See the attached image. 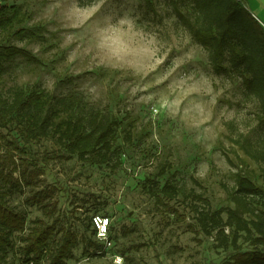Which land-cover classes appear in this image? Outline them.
<instances>
[{"label":"rangeland","instance_id":"1","mask_svg":"<svg viewBox=\"0 0 264 264\" xmlns=\"http://www.w3.org/2000/svg\"><path fill=\"white\" fill-rule=\"evenodd\" d=\"M243 1L264 22L258 9L264 0ZM154 2L156 11L142 0H0V6H21L28 19L20 28L38 36L18 41L0 35V44L38 60L10 61L0 90L39 85L58 96L77 94L121 123L114 171L77 157L53 159L48 142L35 148L40 158L51 157L43 161L45 174L34 190H54L57 213L80 239L94 240L87 229L90 216L112 220L113 248L91 256L79 241L69 264H115V256L124 264H222L232 249L200 231L185 195L203 194L213 211L234 209L227 191L238 171L264 190V160L252 161L235 144L248 139L264 151L255 104L239 80L215 74L207 53L176 23L167 4ZM102 29L119 59L98 55ZM13 135L0 129V155L6 150L3 138ZM163 168L165 175L158 177ZM151 182L180 187L183 195L170 206L183 221L145 192ZM31 194L25 189L10 204L27 213L28 228L37 218L50 223L40 208L25 203ZM240 244L244 251L253 248L244 240Z\"/></svg>","mask_w":264,"mask_h":264},{"label":"trees","instance_id":"2","mask_svg":"<svg viewBox=\"0 0 264 264\" xmlns=\"http://www.w3.org/2000/svg\"><path fill=\"white\" fill-rule=\"evenodd\" d=\"M142 1L149 10L156 11L154 0ZM161 1L192 42L207 53L215 74L241 82L245 97L255 104L264 134V26L260 20L243 0ZM27 19L21 6L1 5L0 35L18 41L37 40L35 33L20 28ZM17 57L38 61L15 45L0 44V81L8 63ZM120 126L111 115L77 94L58 96L39 85L0 90V129L15 133L9 140L3 138L6 150L0 155V264H69L75 259L79 241L86 244V254L99 255L97 249L101 246L97 242L80 239L70 221L63 222L57 213L54 190H34L45 174L43 161L51 157L46 154L40 158L36 149L48 142L54 147L53 159L66 162L77 157L84 164L111 166L114 171L119 167L116 157L120 149L116 143ZM126 140L130 142L129 135ZM235 144L252 161L264 160V151L256 150L248 139L235 140ZM165 173L163 168L158 177ZM28 188L32 194L25 203L40 208L50 223L37 218L28 228L27 213L10 204L11 197ZM143 188L177 220L185 219L170 206L183 195L179 186L151 182ZM227 192L234 209L213 211L203 194L191 190L185 195L190 199L189 210L196 226L205 236H214L219 247L232 249L222 264H264V190L238 171ZM89 220L87 229L91 228ZM240 240L253 248L244 251Z\"/></svg>","mask_w":264,"mask_h":264},{"label":"built area","instance_id":"3","mask_svg":"<svg viewBox=\"0 0 264 264\" xmlns=\"http://www.w3.org/2000/svg\"><path fill=\"white\" fill-rule=\"evenodd\" d=\"M89 221L94 235V241L101 246V250L98 249L99 251L98 254L100 255L105 251L112 249L113 242L111 240V226H112L111 218L105 215L94 214L90 216ZM114 263L124 264L123 257L115 256ZM30 264H34V262H30Z\"/></svg>","mask_w":264,"mask_h":264},{"label":"clouds","instance_id":"4","mask_svg":"<svg viewBox=\"0 0 264 264\" xmlns=\"http://www.w3.org/2000/svg\"><path fill=\"white\" fill-rule=\"evenodd\" d=\"M98 55L107 59H119L117 52L110 42L104 38V30H101V38L97 44Z\"/></svg>","mask_w":264,"mask_h":264},{"label":"crops","instance_id":"5","mask_svg":"<svg viewBox=\"0 0 264 264\" xmlns=\"http://www.w3.org/2000/svg\"><path fill=\"white\" fill-rule=\"evenodd\" d=\"M249 8V7H248ZM259 12H260V14H263L264 15V5H261L259 8ZM254 14V13H253ZM255 15V14H254ZM256 16V15H255ZM261 22V24L264 26V22H262V21H260Z\"/></svg>","mask_w":264,"mask_h":264}]
</instances>
